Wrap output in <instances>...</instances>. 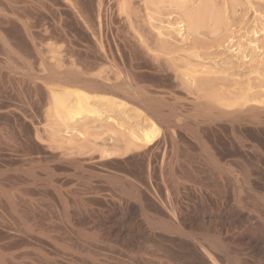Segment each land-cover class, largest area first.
I'll use <instances>...</instances> for the list:
<instances>
[{
  "label": "bare ground",
  "instance_id": "bare-ground-1",
  "mask_svg": "<svg viewBox=\"0 0 264 264\" xmlns=\"http://www.w3.org/2000/svg\"><path fill=\"white\" fill-rule=\"evenodd\" d=\"M61 1L87 30L76 3ZM187 17L188 29L198 33V17ZM22 27L47 71L38 72L0 28V41L10 55L29 62L20 70L7 59L10 56L0 58V157L5 158L0 162V264H264V83L257 89L251 84L221 89L216 87L222 78L219 73V81L214 76L216 68H193L189 74L179 70L189 83L184 92L200 101L176 92L170 103L163 95L150 94L145 83L140 85L132 68L125 69L120 85L99 81L85 71L55 70L54 59L49 61L39 48L44 43L28 23ZM180 28H175L179 34ZM92 39L102 51L101 39L93 34ZM181 84L177 88L184 89ZM100 106L106 108L103 112L129 119L134 113L137 119L130 127L126 124L127 133L119 135L117 130V136L111 125L121 127L124 121L107 115L105 119L112 120L107 129L116 136L108 138V147L93 150L72 137L87 135L92 126L88 118L102 122ZM61 126L71 138L60 135L56 128ZM131 158L134 168L128 166ZM108 164H122L126 175L104 169ZM62 173L87 185L72 191L62 182ZM114 248L127 262L105 252Z\"/></svg>",
  "mask_w": 264,
  "mask_h": 264
},
{
  "label": "rangeland",
  "instance_id": "rangeland-1",
  "mask_svg": "<svg viewBox=\"0 0 264 264\" xmlns=\"http://www.w3.org/2000/svg\"><path fill=\"white\" fill-rule=\"evenodd\" d=\"M73 1L76 3L75 4L76 8L81 11V12L79 11V13H80L82 19H84L87 22V26H88L89 30L88 29L85 30L84 26L81 24V21L80 20L77 21L74 18L71 11L68 9V7H66L67 6L66 3H64L61 0H0V14L1 13L5 14V15L4 14L0 15V17L4 18V19L0 18L1 31L3 30L2 31L3 34L8 36L7 37L8 39H12L11 42H12V44H14V43L16 44V45L14 44V46L16 48L18 47L20 51H24L22 53L23 54L25 53L24 54V56L26 57L25 60L26 61L28 60L32 64L33 67H37L36 70H38V72L41 71L45 74L47 69L44 67L43 64H40L41 63L39 61L40 59L38 60V57H37V55H35V52L33 51V49L32 48L30 49L29 42L27 43L28 38H26L27 32H26V30H24V28H23L24 26L22 27L23 22L28 23V25H30V29L33 32V34L35 35V37L38 38L39 41L44 43V44L41 43L43 45H42V47L40 46L39 48H41L40 50L42 53L43 52L45 53V54L43 53L44 56H46V58L50 59L49 61L54 59L53 61H51V63L53 65V67L55 68V70H58V71L60 70L61 72H64V71H68V69H70L69 71H71L73 69V71L81 72V73H83L85 71L84 73L88 74L89 77L95 78L97 80L99 79V81L102 80L103 82L106 81V83L117 84V82H118V84L120 85V83L122 84L124 82V73L126 72V70H127V72H130L133 69V73L136 75L137 81L139 82V84L141 83L140 85H142V83H145V84H143L144 85L143 87L146 88L150 92V94L155 95V96H157L158 94H159L158 96L163 95V97H166L168 100L171 99L170 100L171 102L169 101L170 103L174 102V97L177 96V93L180 94L181 92L187 94L188 96L190 95L189 97L191 99H192V97L193 98L196 97L195 94L194 95L189 94L187 91L184 92V90H187V88H188L187 87L188 81H187V79L184 78L186 76L182 75V74H185L186 71L188 72V70L191 72V70L193 68L195 70L198 69L197 70L198 72H199V69L201 72L202 70H204V67L206 69V68H208V66H209V68L207 70H212V68H214V69L216 68L215 72H214V74L216 73V75H214V74L213 75L216 77V79L218 77H222L220 79V82L216 81V83H217L216 87H221V89H222V87L228 88L230 86H231L230 89L231 88L236 89V86H237V89H239L243 85L246 87L247 84H251L252 86L256 87V89H257L259 87V84L261 85V83H264V78H262V77H264L262 74L264 72V0H73ZM121 5H122V7H121ZM126 6L129 8H127ZM118 7H119L120 11H119ZM120 7L122 8V10ZM196 8H198V9H196ZM11 11H12V13H11ZM133 11H135L136 14ZM82 12H84V13H82ZM189 12L191 13V15L189 14ZM130 13H132V14H130ZM6 14H7V16H6ZM194 14L195 15L197 14V15L194 16ZM184 15H186V16H184ZM188 15H189V17L193 16L192 18L198 17L197 19L200 21V23L202 25L201 27H199V29H197L198 33L200 31L198 36L196 35L197 31L193 32V31H190L188 29V25H187V18H188L187 16ZM8 17H9V19H8ZM108 17H109V19H108ZM128 17L130 19H128ZM19 18H20V20H19ZM140 19H142V20H140ZM16 20H19V22L17 21L18 22L17 23ZM25 20H28V22ZM135 20H137V21H135ZM121 21H124L125 23L121 22ZM131 21H133V22H131ZM185 21H186V23H185ZM126 23H127V25H126ZM131 23H133V24H131ZM140 23H142V24H140ZM148 23L149 24L151 23V24L149 25ZM212 23H213V25H212ZM130 24L132 26H134V25L135 26L132 27ZM185 25H187V26H185ZM33 26H35V27L33 28ZM178 26L181 27L180 28L181 34L178 33L177 29L175 30V28H178ZM134 28L135 29L138 28V29H136L137 31H135ZM144 28H146V29H144ZM157 28H159V29H157ZM133 31H134V33L136 32L139 35L134 34ZM158 31H159V33H158ZM6 32H7V34H6ZM91 33L94 36H96V39L99 38L98 41L101 39L100 44L102 47V51H100L98 49L96 41L94 42V39H92ZM129 33H131V34H129ZM9 34H11V35H9ZM99 35L102 37H100ZM153 36H155V37H153ZM194 36H196V37L194 38ZM139 37H140V39H139ZM150 37H152V38H150ZM134 38H136V39H134ZM157 38H158V40H157ZM197 38H198V40H196ZM137 39L139 42L137 41ZM164 39H165V41H164ZM155 40H156V42H155ZM119 41H121V42H119ZM158 41H160V42H158ZM166 41H168L169 43L167 44ZM93 42L95 43L96 46L94 45ZM161 42L163 44L165 43L167 45L166 46H165V44L162 45ZM198 42H199V44H198ZM19 43H21V44H19ZM154 45H157L158 48ZM159 45H160V47H159ZM168 45H170V46L168 47ZM45 47H47V48H45ZM48 47H50V48H48ZM95 47H96L97 51L99 50L98 52L95 50ZM5 48L6 47L0 41V58L1 59H6L7 57L10 56L12 58L9 57L7 59L12 60L13 64L18 65L21 68L20 70L27 67V63H29V62H26L23 58H22L23 59L22 60L21 58L13 55V53L10 55V52L7 51V49H5ZM111 51H112V54L114 56L111 54ZM162 51H164V52H162ZM50 53L52 56L51 55L49 56ZM106 54H107V56L110 54L111 57L113 56L114 58H111L109 56L107 57ZM96 55H98V56H96ZM104 55L107 57V59L104 57ZM161 55H164V56H161ZM99 56L100 57L102 56L101 57L102 59L98 58ZM188 56L190 58H188ZM153 57H156V58H153ZM166 57L168 59H170V58L171 59L168 60ZM103 58H104V60H103ZM151 58L153 59V61ZM157 58H158V61H161L160 63L156 60ZM111 59H113V60H111ZM164 60H166V61H164ZM163 61H164V63H163ZM193 62L196 65H194ZM198 62L201 63V65H199ZM190 63L194 66H192ZM170 64H171V66H170ZM203 64H204V66H203ZM159 65H162V66H159ZM172 65H174L175 67ZM127 66H128V68H127ZM152 66L154 67V69L152 68ZM195 66H197V67H195ZM202 66H203V68H202ZM259 66H260V68H259ZM186 67L188 69H186ZM40 68L43 70H41ZM175 68L176 69L178 68L177 72H176ZM256 69H257V71L259 69V71H261V72H259V71L255 72ZM162 70H163V72H162ZM179 70H180V72H182L181 75L179 74L180 73ZM222 70H224V71H222ZM145 71H148V72H145ZM169 71L172 73H169ZM173 71H174V73H173ZM204 71H206V70H204ZM251 72H253V73H251ZM121 73H122V75H121ZM217 73H219L218 74L219 76L217 75ZM241 73H243L244 75ZM259 73H261V74H259ZM92 74H94V75H92ZM188 74H189V72H188ZM200 74L197 73L198 76ZM239 74H241V75H239ZM197 75H195V76H197ZM203 75H205V74H202L200 76H203ZM210 75L213 77L212 74H210ZM176 76H177V78H174ZM174 80H176L175 82L179 83V85L182 83L186 88L182 87L184 89H181L179 86L177 88V85H176L177 83H175ZM217 80L219 81V78ZM251 80H252V82H251ZM149 82H151V83H149ZM184 83H186V84H184ZM232 83H234V84L236 83V85L234 86V84H232ZM182 84H181V86H183ZM218 84H222V86H220ZM169 86H170V88L172 87V89L174 91H175V89H177L174 92L176 95L173 94V91H171L172 89H169ZM163 87H165V88H163ZM165 89H167L170 92V94H168L169 92ZM152 90H153V92H152ZM171 92L174 96L171 95ZM30 97H32V96H30ZM196 98L194 99L195 101H198V100L200 101V99L197 98L198 100H196ZM100 104L101 103H99L98 105H100ZM103 106L104 105H102V107ZM102 107L100 106L101 109H102ZM103 109H106V108L104 107ZM103 109H102V122L103 123L101 121L100 122L98 121L99 122L98 123L97 121H94L93 119L88 118L90 120V121L87 120L88 124L90 126L92 125L91 128L89 127V128H87L88 130L85 131L87 133V135L89 134L88 139H87V135H85L84 133H83L84 134V136H83L82 134L78 135V133L76 134L75 132L72 131V133H75V134H73V135H75V137L71 136L72 134L70 133V131H68L67 133H64L65 128H63V126H61L62 128L61 127L56 128V130L58 129L59 132L62 131V132H60L61 133L60 135H62L63 137H65V136H66V138L72 137V139H74L75 141L76 140L79 141L78 143H81L82 146L90 147L93 150L98 149V148L102 149L103 146L106 147L107 144L112 142V140H110V142H109V139H111L112 134H115V131L117 134L118 133L117 130L120 129L119 135L125 134V132L127 131L128 125L130 127V125L132 123H134L133 120L137 119V117L132 116L134 114L132 112L133 110H129L127 112L129 114L133 113L130 116L131 119L126 118L125 114L116 113V115H115V113H114L113 114L115 116L114 118L116 120H118L119 122L124 121L123 124H125V125H122L121 127H119L117 125L118 126L117 127V126H115L116 124L112 123V120L110 121L108 119H105V118H107V115H110L112 117H113V115L111 113H108L106 110L103 112ZM76 118L79 119V117H76ZM131 120H132V123H131ZM48 121H47L48 123L46 122L47 128H49V126L52 124L51 123L52 120L49 119ZM78 123H81V121H79ZM111 123H112V125H114V127H112V125H111L112 130L116 127L114 129L115 131H113L112 133H111V130L110 131L108 130V129H110L109 128L110 126L109 127L107 126V124L109 125ZM94 124L96 127H94ZM103 124H104V126H101ZM126 124H128V125H126ZM53 130H55V128ZM116 134L113 135V137L116 136ZM68 135H70V136H68ZM119 135L117 134V136H119ZM62 136H60V137H62ZM89 138H90V142H89ZM91 139L92 140L95 139V141L93 140L92 144H91V141H92ZM75 141H74V143L78 144ZM83 141H85V142H83ZM46 143L48 144L47 140H46ZM88 143L90 145H88ZM104 143H106V144H104ZM85 144H87V145H85ZM65 146H66V144H65ZM101 146H102V148H101ZM97 153H98V151H97ZM1 160H3L2 163L5 162V158L3 159V157H0V162H1ZM44 162L45 161H43V158H42L41 163H44ZM127 162L128 163L130 162L129 164L127 163L128 166H132L134 164L132 166V168H134L136 165V162L133 160V158L128 159ZM112 166H113V168H112ZM104 169L109 170V171L110 170H112V171L118 170L117 172L121 175H126V173H127L126 172L127 168H124L122 164H118L117 166H115L113 164H108V166H106ZM63 175L65 177H63ZM60 176H61V179H64V180H62V182L65 183L66 186L71 188L72 191H77V190L79 191L80 189L85 188V186L87 185V183L84 185V182H82V181H79V182L76 181L71 176H70L71 178L70 177L68 178L67 175H65V173H62ZM72 184H73V186H72ZM76 184H78V185H76ZM48 195H49V197H51V193H48ZM53 200L54 199H52V202H54V201L56 202V200H54V201ZM55 202H54V204L55 205L57 204L56 205L57 210L59 209L58 212L62 213V209L60 208L61 206L57 202L56 203ZM60 209H61V211H60ZM105 252H107L109 254L112 253V254H110V256H113V257L115 256L114 258L117 257L116 259L119 258V260L122 262H127L126 255L124 253H120V251H118L115 248L112 249L111 251L107 250Z\"/></svg>",
  "mask_w": 264,
  "mask_h": 264
}]
</instances>
